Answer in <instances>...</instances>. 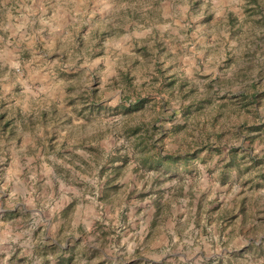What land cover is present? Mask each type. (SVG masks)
I'll return each instance as SVG.
<instances>
[{
	"label": "rangeland",
	"instance_id": "obj_1",
	"mask_svg": "<svg viewBox=\"0 0 264 264\" xmlns=\"http://www.w3.org/2000/svg\"><path fill=\"white\" fill-rule=\"evenodd\" d=\"M262 91L264 0H0V264H264Z\"/></svg>",
	"mask_w": 264,
	"mask_h": 264
},
{
	"label": "trees",
	"instance_id": "obj_2",
	"mask_svg": "<svg viewBox=\"0 0 264 264\" xmlns=\"http://www.w3.org/2000/svg\"><path fill=\"white\" fill-rule=\"evenodd\" d=\"M252 1L254 3L256 2V0H252ZM173 81L174 80H172L171 83H173ZM242 96H244V95H242ZM248 97L251 98L248 103H259V99L262 98V97H264V91H262V92H254L253 94L247 96V98ZM142 102H143V100H141V99H136L133 102L130 101L128 103L127 108H128V110H137V109H139L141 107V103ZM193 107L200 108L201 106L200 105H196V103H194L191 106L190 105L185 106L184 110L186 111V113H191L192 110L198 109V108H193ZM252 129L253 130H260L261 127L260 126L259 127L258 126H256V127L253 126ZM137 131H138V128H133L132 129V134H135ZM175 157L176 156H173V155H165V156H162L160 153L158 155L153 154L151 156L150 155H144L143 156V163H145V162L147 163L148 161H154L156 163H159L160 165L162 163H175V162L178 161Z\"/></svg>",
	"mask_w": 264,
	"mask_h": 264
},
{
	"label": "crops",
	"instance_id": "obj_3",
	"mask_svg": "<svg viewBox=\"0 0 264 264\" xmlns=\"http://www.w3.org/2000/svg\"><path fill=\"white\" fill-rule=\"evenodd\" d=\"M64 251H68V252H70V250L68 249V250H64ZM59 260H58V262H57V264H66V263H70V260L72 259L71 257H70V254H69V256H67V257H63V256H59Z\"/></svg>",
	"mask_w": 264,
	"mask_h": 264
}]
</instances>
